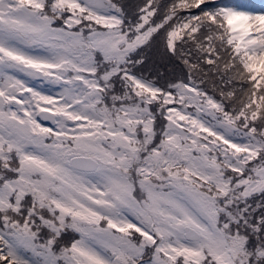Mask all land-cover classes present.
Masks as SVG:
<instances>
[{
	"label": "snow or ice",
	"instance_id": "1",
	"mask_svg": "<svg viewBox=\"0 0 264 264\" xmlns=\"http://www.w3.org/2000/svg\"><path fill=\"white\" fill-rule=\"evenodd\" d=\"M213 3L0 0V264H264V11Z\"/></svg>",
	"mask_w": 264,
	"mask_h": 264
},
{
	"label": "rangeland",
	"instance_id": "2",
	"mask_svg": "<svg viewBox=\"0 0 264 264\" xmlns=\"http://www.w3.org/2000/svg\"><path fill=\"white\" fill-rule=\"evenodd\" d=\"M262 3V6L258 5L255 2H252L251 0H235L233 1H224L223 4H229V5H245L247 8L253 11H264V0H259Z\"/></svg>",
	"mask_w": 264,
	"mask_h": 264
},
{
	"label": "trees",
	"instance_id": "3",
	"mask_svg": "<svg viewBox=\"0 0 264 264\" xmlns=\"http://www.w3.org/2000/svg\"><path fill=\"white\" fill-rule=\"evenodd\" d=\"M194 11L198 12L199 10H194ZM158 68L161 73H165V72L171 71L172 65H168L167 68L163 67L162 65H158Z\"/></svg>",
	"mask_w": 264,
	"mask_h": 264
}]
</instances>
